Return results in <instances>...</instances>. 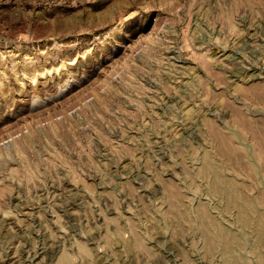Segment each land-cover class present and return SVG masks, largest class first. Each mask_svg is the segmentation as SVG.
Masks as SVG:
<instances>
[{"label":"rangeland","instance_id":"obj_1","mask_svg":"<svg viewBox=\"0 0 264 264\" xmlns=\"http://www.w3.org/2000/svg\"><path fill=\"white\" fill-rule=\"evenodd\" d=\"M16 263L264 264V0H0Z\"/></svg>","mask_w":264,"mask_h":264},{"label":"bare ground","instance_id":"obj_2","mask_svg":"<svg viewBox=\"0 0 264 264\" xmlns=\"http://www.w3.org/2000/svg\"><path fill=\"white\" fill-rule=\"evenodd\" d=\"M32 254H34V253H32ZM33 256H34V255H33ZM33 256H32V257H33ZM30 257H31V256H30ZM27 259H30V258L28 257ZM30 262H31V261H30ZM31 263H32V262H31ZM16 264H17V263H16Z\"/></svg>","mask_w":264,"mask_h":264}]
</instances>
